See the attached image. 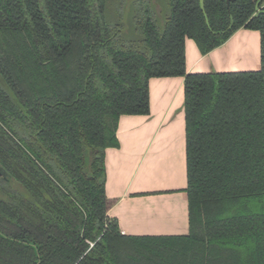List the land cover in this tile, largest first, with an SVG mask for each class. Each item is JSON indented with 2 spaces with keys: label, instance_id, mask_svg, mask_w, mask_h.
I'll return each mask as SVG.
<instances>
[{
  "label": "trees",
  "instance_id": "trees-1",
  "mask_svg": "<svg viewBox=\"0 0 264 264\" xmlns=\"http://www.w3.org/2000/svg\"><path fill=\"white\" fill-rule=\"evenodd\" d=\"M130 2L0 0V264H264V0ZM241 28L259 70L188 72L187 38L206 54ZM156 77L185 79L186 235L108 215L106 150Z\"/></svg>",
  "mask_w": 264,
  "mask_h": 264
},
{
  "label": "crops",
  "instance_id": "crops-1",
  "mask_svg": "<svg viewBox=\"0 0 264 264\" xmlns=\"http://www.w3.org/2000/svg\"><path fill=\"white\" fill-rule=\"evenodd\" d=\"M187 70L254 71L261 68L259 30L241 28L203 54L186 39ZM184 77L150 80L149 115H123L119 147L106 150L108 210L126 235L190 232Z\"/></svg>",
  "mask_w": 264,
  "mask_h": 264
},
{
  "label": "rangeland",
  "instance_id": "rangeland-1",
  "mask_svg": "<svg viewBox=\"0 0 264 264\" xmlns=\"http://www.w3.org/2000/svg\"><path fill=\"white\" fill-rule=\"evenodd\" d=\"M127 1V0H126ZM131 2L128 4V7L130 5L135 6L136 2H141V4H146V3H154V4H158L160 6L161 9V15L158 17V19H163L166 17V14L168 13V11L170 10V6L168 4V0H130ZM112 3H116V2H112ZM142 6H135L133 9L131 7V12H133L135 10V8H140L141 9ZM110 14H115L116 15V11L114 12H109ZM126 15H128L127 13H124ZM125 17V15H123V18ZM162 17V18H161Z\"/></svg>",
  "mask_w": 264,
  "mask_h": 264
},
{
  "label": "water",
  "instance_id": "water-1",
  "mask_svg": "<svg viewBox=\"0 0 264 264\" xmlns=\"http://www.w3.org/2000/svg\"><path fill=\"white\" fill-rule=\"evenodd\" d=\"M231 1H233V0H227L228 5H230V2H231ZM262 1H263V0H258V2H257V8H259V6H260V4L262 3ZM202 6H203V8H204V4H203V3H202ZM231 26H233V22H232Z\"/></svg>",
  "mask_w": 264,
  "mask_h": 264
}]
</instances>
